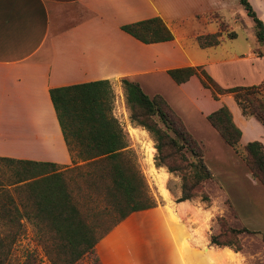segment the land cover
Returning a JSON list of instances; mask_svg holds the SVG:
<instances>
[{
    "label": "crops",
    "instance_id": "obj_1",
    "mask_svg": "<svg viewBox=\"0 0 264 264\" xmlns=\"http://www.w3.org/2000/svg\"><path fill=\"white\" fill-rule=\"evenodd\" d=\"M248 1L264 23V0ZM155 16L170 30L171 40L144 43L121 29ZM220 30L217 44L199 45V35ZM228 32L235 35L228 37ZM184 66L201 67L222 89L264 84V43L256 39L240 0H0V156L70 165L49 88L107 79L119 92L126 78L138 82L148 96L164 97L202 145L205 163L242 226L248 224L242 213L247 205L256 214L250 215L256 218V231L264 232V186L207 115L226 106L240 129L242 146L253 140L264 145V125L244 115L232 93L214 98L198 76L177 83L167 73ZM210 150L235 159L250 187L228 189L221 169L207 157ZM156 170L165 171L166 181L168 170ZM158 190L164 202L174 203L177 216L196 213L189 200L177 201L179 190L169 197ZM101 261L111 264L106 256Z\"/></svg>",
    "mask_w": 264,
    "mask_h": 264
},
{
    "label": "trees",
    "instance_id": "obj_2",
    "mask_svg": "<svg viewBox=\"0 0 264 264\" xmlns=\"http://www.w3.org/2000/svg\"><path fill=\"white\" fill-rule=\"evenodd\" d=\"M240 3L254 23L256 39L264 43L262 19L248 0H240ZM220 26L223 29L224 24ZM121 29L144 43L167 41L173 37L158 16L124 24ZM221 33L220 30L199 35L198 43L202 47L215 45L220 41ZM234 35V32L227 33L228 37ZM167 73L177 83L192 75L198 76L214 98L217 93H232L242 113L255 117L264 125L263 83L222 89L199 66L169 68ZM121 86L130 120L145 129L154 140L155 166H164L180 177L177 200L199 196L202 201L209 202L214 194H218L222 207L238 219L229 197L205 163L202 145L164 97L160 94L148 96L138 82L126 78L121 79ZM49 95L71 164L0 156V161L15 166L16 183H19L16 187L18 201L13 200L10 206L3 205L1 209L9 223L20 226V220L25 218L36 228L42 235L51 264H76L84 255L93 254L95 244L118 222L132 212L155 207L158 201L131 156L126 133L112 113L113 91L109 80L51 87ZM207 119L224 142L240 155L252 177L264 186L263 143L253 140L242 146L240 129L226 106L209 113ZM83 167L88 170L82 171ZM80 177L88 178V186L91 182L100 184L96 191L102 193L103 207L77 205L69 182ZM207 181L216 184L213 193L205 190ZM84 196L91 199L89 193ZM216 220L219 229L210 234L209 241L217 246L240 251L239 235L255 232L245 226L231 225L223 215H218ZM11 244L12 240L0 236V264L8 258ZM93 259L95 264H100L97 256ZM20 264H31L29 256Z\"/></svg>",
    "mask_w": 264,
    "mask_h": 264
},
{
    "label": "rangeland",
    "instance_id": "obj_3",
    "mask_svg": "<svg viewBox=\"0 0 264 264\" xmlns=\"http://www.w3.org/2000/svg\"><path fill=\"white\" fill-rule=\"evenodd\" d=\"M112 91V113L126 133L129 148L132 150L131 156L143 173L158 204L146 210L132 212L118 222L95 244L94 253L84 255L76 264H95L94 256L98 257L100 264H103L102 256H106L111 264H264V232L256 231V218L250 217L256 214L248 210L247 205L246 209H242L248 222L245 225L255 232L241 233L239 238L242 248L240 251H234L230 247L217 246L209 241L210 234L219 229L216 220L218 215L225 216L235 227L242 226L239 219L222 207V199L218 194H214L209 202L202 201L199 196L189 199L191 204L197 207L196 213L187 211L178 216L173 208L174 203L164 202L160 198L158 187L165 197L180 191V177L168 171L169 175H166L165 181V171L156 170L164 166H155L156 149L152 136L130 120V110L125 104L123 90L118 92L112 88ZM207 157L221 169L222 179L232 192L241 186L250 187V180L244 172L242 173L241 168L234 164L235 159L218 150H210ZM239 162L241 166L244 164L241 159ZM86 169L83 167L82 171ZM15 170V166L0 161V236L12 240L8 258L3 264H20L27 256L31 264H51L45 252L42 235L36 228L25 218L20 220V226L11 224L2 214L3 205L10 206L13 200L18 201L16 187L19 183H16ZM164 181L168 190L164 187ZM88 184V178L84 177L70 180L69 187L77 205L83 207L91 204L103 207L105 202L102 193L96 191L100 184ZM216 189L214 182L205 183L206 191L213 193ZM84 193H89L91 199L86 198ZM110 220L111 218L108 222Z\"/></svg>",
    "mask_w": 264,
    "mask_h": 264
},
{
    "label": "bare ground",
    "instance_id": "obj_4",
    "mask_svg": "<svg viewBox=\"0 0 264 264\" xmlns=\"http://www.w3.org/2000/svg\"><path fill=\"white\" fill-rule=\"evenodd\" d=\"M161 179V178H160ZM163 180V179H162ZM173 213V212H172ZM174 215V214H173Z\"/></svg>",
    "mask_w": 264,
    "mask_h": 264
}]
</instances>
